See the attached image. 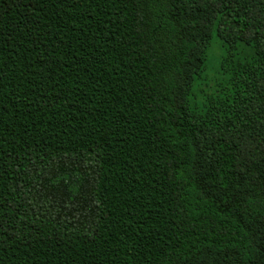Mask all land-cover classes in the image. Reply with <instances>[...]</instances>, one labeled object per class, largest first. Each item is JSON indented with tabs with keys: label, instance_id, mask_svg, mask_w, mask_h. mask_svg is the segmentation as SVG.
I'll return each instance as SVG.
<instances>
[{
	"label": "trees",
	"instance_id": "16d2710c",
	"mask_svg": "<svg viewBox=\"0 0 264 264\" xmlns=\"http://www.w3.org/2000/svg\"><path fill=\"white\" fill-rule=\"evenodd\" d=\"M0 264H264V0H0Z\"/></svg>",
	"mask_w": 264,
	"mask_h": 264
}]
</instances>
